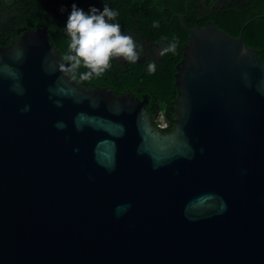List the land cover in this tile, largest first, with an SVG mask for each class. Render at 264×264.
<instances>
[{"label":"water","instance_id":"water-1","mask_svg":"<svg viewBox=\"0 0 264 264\" xmlns=\"http://www.w3.org/2000/svg\"><path fill=\"white\" fill-rule=\"evenodd\" d=\"M187 26L170 130L72 79L44 24L0 44V264H264V63Z\"/></svg>","mask_w":264,"mask_h":264},{"label":"trees","instance_id":"trees-1","mask_svg":"<svg viewBox=\"0 0 264 264\" xmlns=\"http://www.w3.org/2000/svg\"><path fill=\"white\" fill-rule=\"evenodd\" d=\"M73 3L85 12L92 6L102 11L107 4L118 12L116 19L110 22L119 23L122 33L131 36L136 45L141 48L154 46L155 50L160 47L159 58L153 61L156 69L152 74L147 69L151 61L132 64L113 58L111 67L101 76H93L91 81L121 93L130 90L139 97L146 95V107L158 104L157 116L149 107L147 109L151 123L156 125L161 114L166 119L163 131L170 130L173 124L174 110L170 106L177 94L175 65L183 55V44L188 36L177 17L169 22L173 13H182L189 27L203 26L210 20L235 36L249 18L264 11V0H0V44L9 43L23 27L44 24L50 42L63 56L70 41L65 27ZM154 22H158L159 27H154ZM242 34L245 43L258 50V57L264 63V15L247 23ZM174 39L176 52L161 55V50ZM85 71L87 69L81 67L76 75Z\"/></svg>","mask_w":264,"mask_h":264},{"label":"clouds","instance_id":"clouds-1","mask_svg":"<svg viewBox=\"0 0 264 264\" xmlns=\"http://www.w3.org/2000/svg\"><path fill=\"white\" fill-rule=\"evenodd\" d=\"M118 12L104 4L103 10L90 7L89 11L77 7L75 3L68 16L65 31L70 37L68 51L61 57L59 68L65 75L76 78L78 70L83 67L85 72L79 73L82 81H88L93 76L99 77L111 67L113 58L123 59L135 64L140 59L134 39L121 31L119 23H112ZM159 27L158 22L153 23ZM166 39V38H165ZM177 41L174 39L161 50V55L167 52L175 53ZM149 74L155 72V62L147 65Z\"/></svg>","mask_w":264,"mask_h":264},{"label":"flooded vegetation","instance_id":"flooded-vegetation-1","mask_svg":"<svg viewBox=\"0 0 264 264\" xmlns=\"http://www.w3.org/2000/svg\"><path fill=\"white\" fill-rule=\"evenodd\" d=\"M229 1H231V0H229ZM177 14H182V13H180V12H175V13H173V15H172V17H171V19L169 20V22L170 21H172L173 20V18L174 17H177L178 19H179V17L177 16ZM258 14V13H257ZM256 15V14H255ZM182 16H183V14H182ZM254 16V15H253ZM184 20V19H183ZM180 22V21H179ZM185 22V21H184ZM196 25H198V24H196ZM195 26V25H194ZM142 43V42H141ZM137 51H138V53L140 54V59H139V61L138 62H144V61H151V62H153L156 58H159V51H160V47H157L156 48V50H155V47L154 46H150V45H147L145 48H141V47H139L138 45H137ZM118 60H122V61H124L123 59H118ZM106 87H108V86H106ZM125 91H130V90H125ZM124 92V91H123ZM130 92H132V91H130ZM133 93V92H132ZM134 94V93H133ZM144 96H146V95H144ZM143 96V97H144ZM139 97V96H138ZM147 97V96H146ZM140 98H142V97H140ZM148 99V98H147ZM147 103H148V101H147ZM147 103L145 104V108L146 109H148V107L151 109V111L153 112V115L154 116H157V109H156V107H158V104L157 103H155V104H153V105H149L148 107H146L147 106ZM172 109H174V107H175V104H174V102H173V104L170 106ZM160 109V108H159ZM159 117V116H158ZM157 120H158V118H157ZM156 125H158V122H157V124Z\"/></svg>","mask_w":264,"mask_h":264},{"label":"built area","instance_id":"built-area-1","mask_svg":"<svg viewBox=\"0 0 264 264\" xmlns=\"http://www.w3.org/2000/svg\"><path fill=\"white\" fill-rule=\"evenodd\" d=\"M164 118V117H163ZM166 125V119L164 118V120L162 121V123L158 122V126L160 127H164Z\"/></svg>","mask_w":264,"mask_h":264},{"label":"rangeland","instance_id":"rangeland-1","mask_svg":"<svg viewBox=\"0 0 264 264\" xmlns=\"http://www.w3.org/2000/svg\"><path fill=\"white\" fill-rule=\"evenodd\" d=\"M163 117H164V116H163L162 114L159 115L157 122L162 123V121L164 120Z\"/></svg>","mask_w":264,"mask_h":264}]
</instances>
